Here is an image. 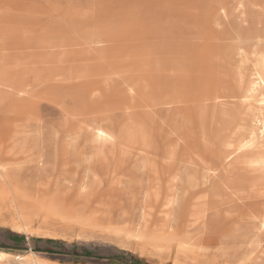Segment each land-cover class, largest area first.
Wrapping results in <instances>:
<instances>
[{"label":"rangeland","instance_id":"374dc122","mask_svg":"<svg viewBox=\"0 0 264 264\" xmlns=\"http://www.w3.org/2000/svg\"><path fill=\"white\" fill-rule=\"evenodd\" d=\"M262 71L264 0H0V264H264Z\"/></svg>","mask_w":264,"mask_h":264},{"label":"bare ground","instance_id":"6f19581e","mask_svg":"<svg viewBox=\"0 0 264 264\" xmlns=\"http://www.w3.org/2000/svg\"><path fill=\"white\" fill-rule=\"evenodd\" d=\"M79 16H80V15H79ZM262 59H263V58H262ZM259 69H260V68H259ZM261 69H262V68H261ZM259 71H260V70H259ZM262 72H264V71H262ZM260 73H261V72H260ZM261 74H262V73H261ZM259 75H260V74H259ZM262 76H263V75H262ZM16 87L19 88V90L22 91V87H21L20 84H17ZM249 92H250V91H249ZM251 92H252V90H251ZM20 93H21V92H20ZM247 95H248V96H246V97L252 96V95H249V94H247ZM260 97H261V96H260ZM261 101H262V100H261ZM263 125H264V122H263ZM263 127H264V126H263ZM263 127H262V128H263ZM262 128H261V129H262ZM263 131H264V130H263ZM1 222H2V221H1ZM20 223H21V222H20ZM14 224H15V223H14ZM18 225H19V224H18ZM12 226H13V225H12ZM16 227H18V226H16ZM19 227H20L21 229H26V227H25L24 225L21 226V224L19 225ZM0 258H1V254H0ZM40 260H41V259H40ZM44 264H45V263H44Z\"/></svg>","mask_w":264,"mask_h":264},{"label":"crops","instance_id":"0c3cea01","mask_svg":"<svg viewBox=\"0 0 264 264\" xmlns=\"http://www.w3.org/2000/svg\"><path fill=\"white\" fill-rule=\"evenodd\" d=\"M15 234V233H14ZM11 239H18V234L17 235H13V237L11 236L10 237ZM0 247H6L5 245H0ZM0 254H3V253H0Z\"/></svg>","mask_w":264,"mask_h":264}]
</instances>
